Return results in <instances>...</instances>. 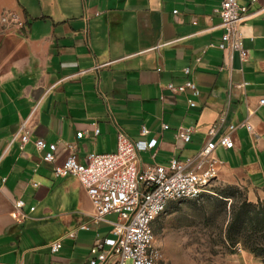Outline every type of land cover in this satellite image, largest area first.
<instances>
[{"label": "crops", "instance_id": "obj_1", "mask_svg": "<svg viewBox=\"0 0 264 264\" xmlns=\"http://www.w3.org/2000/svg\"><path fill=\"white\" fill-rule=\"evenodd\" d=\"M221 2L89 0L86 37L83 0H0V263L88 264L98 230L106 235L110 228L94 223L95 206L76 176L54 174L38 138L58 143L56 164L65 162L67 142L77 144L85 161L91 152L116 151L120 126L136 140L157 138L143 161L168 164L173 156L196 154L225 116L218 135L230 124L237 128L234 147L217 149L219 180L246 185L251 200L264 198V0H240L248 6L240 25L246 60L219 46ZM6 11L18 13L26 26L10 30L2 20ZM106 62L99 72L78 73ZM187 79L200 88L196 107L189 106V90L165 87ZM24 119L31 140L22 148L20 140L11 141ZM180 126L197 128L189 142L176 138ZM17 199L26 202L24 221L11 214ZM56 239L63 246L53 252Z\"/></svg>", "mask_w": 264, "mask_h": 264}, {"label": "built area", "instance_id": "obj_2", "mask_svg": "<svg viewBox=\"0 0 264 264\" xmlns=\"http://www.w3.org/2000/svg\"><path fill=\"white\" fill-rule=\"evenodd\" d=\"M88 2L89 0H83L86 37L89 35V21L92 17ZM247 10L248 6L240 0H222L218 9L224 29L223 42L219 46L224 50L239 52L242 60H246L249 55L240 29ZM95 15H101V11H96ZM2 20L8 24L10 30L16 31L26 26V20L16 12L6 11ZM201 59L198 57L197 62ZM109 63H98L78 73L99 72ZM184 71L189 74L191 68L186 67ZM246 84L247 82L240 83L238 87H245ZM165 87L172 92L189 90V106H197L196 98L200 95V88L195 80L187 79L182 84L170 82ZM101 96L106 99L103 93ZM259 102L264 105V97ZM225 121L223 116L209 128L208 138L196 154L184 159L173 156L168 164L143 161L142 152L155 148L157 138L136 140L120 126H117V150L91 152L85 161L79 157L77 144L67 142L70 152L63 164H56L58 143H48L43 138L35 140L37 148L43 152V160L52 165L57 177L74 175L86 188L96 209L93 215L94 223H105L110 227L106 235H102L98 230L88 264H158L162 253L156 243V221L172 201L199 198L210 192L211 184L219 178L222 164L217 156L218 147L233 148L235 145L232 134L237 128L236 125L230 124L228 133L218 135L219 128ZM247 126L252 128L249 122ZM168 127V124H163V128ZM196 130L195 126H180L175 136L178 140L189 142ZM95 132L99 133V129L96 128ZM148 133L149 129L143 126L141 134ZM83 134L80 132L78 136L82 137ZM16 140H20L22 148L31 140L28 119L21 121L11 142ZM152 157H156L155 152ZM25 206L23 199L15 200L12 217L17 221H24L28 217ZM34 209V206L31 207V210ZM86 228V224L80 226V229ZM76 232L70 231L68 236L75 238ZM62 246V239H56L51 243V250L57 252Z\"/></svg>", "mask_w": 264, "mask_h": 264}, {"label": "rangeland", "instance_id": "obj_3", "mask_svg": "<svg viewBox=\"0 0 264 264\" xmlns=\"http://www.w3.org/2000/svg\"><path fill=\"white\" fill-rule=\"evenodd\" d=\"M248 191L218 178L203 196L172 201L155 224L158 264H264V198Z\"/></svg>", "mask_w": 264, "mask_h": 264}]
</instances>
